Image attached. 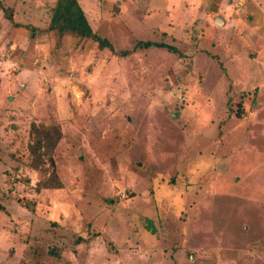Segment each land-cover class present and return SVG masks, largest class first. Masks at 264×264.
Listing matches in <instances>:
<instances>
[{"label": "rangeland", "instance_id": "1", "mask_svg": "<svg viewBox=\"0 0 264 264\" xmlns=\"http://www.w3.org/2000/svg\"><path fill=\"white\" fill-rule=\"evenodd\" d=\"M76 1L0 0V264H264V0Z\"/></svg>", "mask_w": 264, "mask_h": 264}, {"label": "trees", "instance_id": "2", "mask_svg": "<svg viewBox=\"0 0 264 264\" xmlns=\"http://www.w3.org/2000/svg\"><path fill=\"white\" fill-rule=\"evenodd\" d=\"M6 11L4 10V14H7ZM8 15L10 16L11 14ZM7 20L12 26H18L16 23L12 22V18ZM48 29L51 32L57 31L59 34L70 33L72 35H77L82 39L90 40L98 44V48L101 50H109V52L114 53L113 48L108 41L100 38L98 35L92 32L86 17L76 0H57L55 7L53 8V14ZM136 47H156L160 49H167L173 53H176L175 49L167 47L163 44L138 43ZM119 55L126 57L128 53L122 52ZM145 229L151 235H157L156 228L154 227L153 222L149 219L145 221Z\"/></svg>", "mask_w": 264, "mask_h": 264}, {"label": "water", "instance_id": "3", "mask_svg": "<svg viewBox=\"0 0 264 264\" xmlns=\"http://www.w3.org/2000/svg\"><path fill=\"white\" fill-rule=\"evenodd\" d=\"M216 26L223 27L224 26V21H222L220 18H217L214 22ZM175 118V116H173Z\"/></svg>", "mask_w": 264, "mask_h": 264}, {"label": "crops", "instance_id": "4", "mask_svg": "<svg viewBox=\"0 0 264 264\" xmlns=\"http://www.w3.org/2000/svg\"><path fill=\"white\" fill-rule=\"evenodd\" d=\"M3 12H4V11H3ZM4 16H5V14H4ZM216 19H217V18H216ZM216 19H215V20H216ZM221 20H222V19H221ZM222 21H224V20H222ZM224 25H225V22H224Z\"/></svg>", "mask_w": 264, "mask_h": 264}]
</instances>
